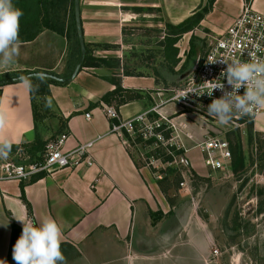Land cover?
Listing matches in <instances>:
<instances>
[{
    "label": "crops",
    "instance_id": "crops-1",
    "mask_svg": "<svg viewBox=\"0 0 264 264\" xmlns=\"http://www.w3.org/2000/svg\"><path fill=\"white\" fill-rule=\"evenodd\" d=\"M206 1L80 0L85 44L93 57H103L108 63L88 60L67 82L42 81V87H37L39 82L33 80L32 91L19 80L0 84V106L8 112L5 134L13 141L9 157L22 162L42 160L45 142L62 132H70L65 149L92 140L87 149L91 163L84 161L83 154L77 165L39 170L20 181L2 182L0 264H15L12 250L22 233L17 219L36 226L49 218L56 220L62 228L61 250L67 264H174V256L186 259V254H191L192 238L176 241V235L185 238L190 232L183 230L190 223L186 208L177 216L175 203L167 194L169 182L149 166L150 155L146 157L141 147L143 140L110 130L113 119L105 114L102 103L114 105L120 116L127 118L160 102L162 95L169 96L171 88L181 85L204 52L209 36L228 23L243 0H214L199 23L184 31L182 43V33L173 42L176 53L171 51L165 46V36L173 35L169 24L183 20ZM251 3L264 13V0ZM65 8L64 32L43 26L35 38L21 41L19 57L11 66L0 68V80L33 70L71 73L77 45L71 10ZM139 30L143 34L155 30L161 42L151 46L134 40ZM54 34L59 37L50 41ZM60 36L65 41L60 42ZM146 37L144 41L150 39ZM143 54H150L151 64L153 60L158 64L153 61L150 69L140 68ZM116 81L119 89L110 100L103 99ZM41 94L45 100L36 102ZM45 108L50 110L49 116ZM160 110L174 114L179 134L189 145L202 138L205 127L197 114L185 112L172 100L164 102ZM241 130L256 142H264V109ZM143 147L150 150L149 145ZM187 153L191 159L187 167L199 178L216 170L204 164L197 147L191 146ZM197 237L194 243L200 250L205 236L198 232Z\"/></svg>",
    "mask_w": 264,
    "mask_h": 264
},
{
    "label": "built area",
    "instance_id": "built-area-1",
    "mask_svg": "<svg viewBox=\"0 0 264 264\" xmlns=\"http://www.w3.org/2000/svg\"><path fill=\"white\" fill-rule=\"evenodd\" d=\"M184 37L185 32L179 38L180 43ZM209 37L204 52L197 56L191 70L186 73L183 83L171 88L169 96L162 95L160 102L127 118H122L114 105L103 102L102 109L109 118L113 119L110 130L121 136H124L126 132L134 139L149 142L147 144L153 151L156 148H162L166 153L171 154L170 160L185 166H189L191 163L187 153L191 146L199 149L206 166L220 169L226 164L228 165L232 158V151L230 139L226 134V138L222 137L223 132L236 128L242 129L243 126L254 120L261 109H254L248 115H234L227 125H221L215 117L210 116L207 112V106L212 99L222 95L220 90H214L212 96L207 95V92L211 91V85L223 82L229 91L231 88L227 85L226 79L222 81L221 77V73L226 69L227 64L219 61L216 63L208 62L221 59L226 62L234 60L246 62L249 61L250 54L264 57V13L253 7L251 0H243L239 10L228 23ZM180 43L178 47L181 46ZM184 50L185 48L182 49L181 54ZM243 91L244 89L241 88L240 93L242 94ZM201 93L205 94L201 95ZM185 94L187 96L183 97ZM178 97L181 98L178 100ZM170 100L176 101L185 112L198 115L205 127L201 139L195 140L189 145L179 134V127L173 120L174 114H167L160 110L162 104ZM85 116L89 117L90 112H85ZM185 134L190 135L187 131ZM69 136L70 132H62L49 138L44 145L42 160L22 162L12 157L6 160L0 159V189L5 180L20 181L39 170L51 171L60 166L77 165L83 154H85L84 161L91 163L87 149L92 140L80 143L74 148L65 149L64 144ZM124 140L128 143L126 139ZM174 149H182V151L175 152ZM153 157L154 155L150 154L148 162H152L151 158ZM154 159H158V157H154ZM256 174L254 172V175ZM260 180L264 183V176ZM180 184L184 185L185 183L181 180ZM2 194L4 193L2 192Z\"/></svg>",
    "mask_w": 264,
    "mask_h": 264
},
{
    "label": "rangeland",
    "instance_id": "rangeland-1",
    "mask_svg": "<svg viewBox=\"0 0 264 264\" xmlns=\"http://www.w3.org/2000/svg\"><path fill=\"white\" fill-rule=\"evenodd\" d=\"M34 1L18 0L25 9H32ZM41 3L46 7L49 0H41ZM66 4L70 7V0H66L65 6ZM65 6L58 10L59 19L63 21ZM146 36H150L148 41H144L147 40ZM55 37L59 36L54 34L50 41H53ZM59 40L65 41L61 36ZM134 40L152 43L151 46L161 42L155 30H147L144 34L142 30H139ZM144 54L147 53L144 52ZM144 54L141 56L142 62L138 65L140 68L150 69L155 61L153 60L151 64L150 54L145 56ZM155 64L158 63L155 62ZM37 85L39 86V83ZM44 97L42 94L36 96V102L40 99L45 100ZM45 109V115L49 116L50 110ZM223 133L222 137L227 136L230 139L234 156L241 152L237 145L238 136H240L245 155L244 161L237 167H231L230 159L228 165L214 170L203 179V177L199 178L194 170L164 159L161 155L153 154L158 159L153 157L151 158L153 161L149 162V166L155 170L156 175L161 174L162 178L169 182L167 194L175 203L174 210L177 216L185 207L190 221L183 229L185 232L190 231L189 234L187 233L185 238L176 235V241L179 243L185 239L188 240L189 237V240L192 238L191 254H186V259L181 258L182 256L179 258L174 256V264H264V215L262 217L259 215L260 211H264V183L260 180L264 176V142H256L237 128ZM254 144H256L255 148ZM141 147L143 151L146 150L145 147ZM144 160L147 162L145 158ZM254 172L257 174L254 175ZM181 180L184 181V185L180 184ZM179 203L183 205H178ZM253 209L256 213L252 212ZM198 232L205 236L204 240H201L200 250L194 243ZM199 241L200 237H197V242Z\"/></svg>",
    "mask_w": 264,
    "mask_h": 264
},
{
    "label": "clouds",
    "instance_id": "clouds-1",
    "mask_svg": "<svg viewBox=\"0 0 264 264\" xmlns=\"http://www.w3.org/2000/svg\"><path fill=\"white\" fill-rule=\"evenodd\" d=\"M23 15V11L14 5L13 0H0V68L11 66L20 55L19 32ZM217 61L227 64L221 77L222 81L226 79L231 91L223 82L213 83L207 95L212 96L214 90H220L222 95L212 99L207 106L208 114L215 117L221 125H227L234 115H248L254 109H264V57L250 54V59L246 62L238 60L226 62L221 59L208 63ZM45 78L46 73L35 72L30 77H20L19 83L32 91L34 89L32 81L34 79L44 81ZM241 88L244 89L242 94ZM203 94L205 93H201ZM186 96L185 94L183 97ZM48 106H51L50 103ZM7 126L8 112L0 106V159L4 160L9 158L13 148L12 139L5 134ZM17 220L22 224V233L12 250L15 264H67L61 250L62 228L56 220L46 219L39 226L32 222L25 223L24 219Z\"/></svg>",
    "mask_w": 264,
    "mask_h": 264
},
{
    "label": "trees",
    "instance_id": "trees-1",
    "mask_svg": "<svg viewBox=\"0 0 264 264\" xmlns=\"http://www.w3.org/2000/svg\"><path fill=\"white\" fill-rule=\"evenodd\" d=\"M65 2H66V0H49L48 6L44 7L41 3V0H38V2L35 0L33 2V8L32 9H28V8L25 9V7L21 5V2H18V0L17 1L13 0V3L15 4V6L20 8L24 13V15L21 17V21H20V32H19L20 40L26 41V40H31V39L35 38V36L39 33V31L41 30V28L43 26L51 28L53 30H56L59 33H63L64 32V21L59 19V11L58 10L60 9V7L65 6ZM213 2H214V0H207L206 3L201 8L195 10L191 15L187 16L186 18H184L183 20L179 21L176 24H169V26H168V28L170 30L169 32L172 33L173 35L172 36H165V46L170 47V50L172 51V49H173L176 53L177 47L172 46L173 42H175L178 39V37L181 33H183L184 31H187L189 29H192L196 24H198L199 21L201 20V18H203V16L205 15V13H207L209 11ZM66 6H67V4H66ZM70 10H71L72 18H73L72 27H73L74 39H75V42L77 45L76 59H75L74 64L72 66V67H74L75 62L79 56L80 48H79V41H78V37H77V33H76L73 0H70ZM29 20H31V22ZM192 44H194V42ZM85 46H86V44H85ZM190 48H191V46H190ZM192 50H193V47L191 48V51ZM88 60L89 61L91 60V62H93L95 60V62L97 64H99L101 62H104V63L107 62V59H104L103 57H98V58L93 57L90 54V51L86 46V53H85V57H84V60L82 62V65H87ZM174 60H177V58H175ZM114 63L117 65L119 63V60H117ZM126 73H129V72L126 71ZM67 74H70V72H65V74H59V75H67ZM34 80L38 81L39 84H40V82H42L38 79H34ZM47 82L59 83L58 80L46 77L45 80L43 81V84H45ZM35 86L42 87L41 84L39 86L38 85H35ZM119 87H120V83H119V81H116L115 88L112 91L104 94L102 96V98L107 100V101L110 100L109 96L113 95L115 93V91L119 89ZM238 139L239 140L237 141V145H239V149H241V152L239 151V155L234 156L233 155V153H234L233 149L231 148V151H232L231 167H233V168L237 167L238 164H240L244 161V155L242 154V147H241V143H240V136H238ZM139 141H142V140H139ZM147 143H149V142L143 141L142 146L148 145ZM230 147H231V145H230ZM174 151L180 152V151H182V149H177V150L174 149ZM145 152H146V157L150 154L161 155L164 159H167V160H170L172 157L170 153H166L164 151V149H162V148H156V149H154L153 152H151L150 150H147V151L145 150Z\"/></svg>",
    "mask_w": 264,
    "mask_h": 264
},
{
    "label": "water",
    "instance_id": "water-1",
    "mask_svg": "<svg viewBox=\"0 0 264 264\" xmlns=\"http://www.w3.org/2000/svg\"><path fill=\"white\" fill-rule=\"evenodd\" d=\"M79 1L80 0H73L75 26H76V33H77V37H78V41H79L80 50H79V56L76 60V63L74 65L70 75L61 76L59 74L49 72V71L33 70V71L25 72L23 74H19L16 76H12V77L2 79V80H0V84L5 83V82H9V81L19 80L20 77H30L35 72H44V73H46V77L53 78L55 80L62 81V82L70 81L75 76V74L79 71V69L82 66V62L84 60L85 53H86V46H85V41L83 38L82 27H81Z\"/></svg>",
    "mask_w": 264,
    "mask_h": 264
},
{
    "label": "flooded vegetation",
    "instance_id": "flooded-vegetation-1",
    "mask_svg": "<svg viewBox=\"0 0 264 264\" xmlns=\"http://www.w3.org/2000/svg\"><path fill=\"white\" fill-rule=\"evenodd\" d=\"M254 205H255V207H256V204H254ZM252 212H255V213H256V210L253 209ZM259 215L262 217V216L264 215V211H263V212L260 211V212H259ZM239 230H240V229H239Z\"/></svg>",
    "mask_w": 264,
    "mask_h": 264
}]
</instances>
